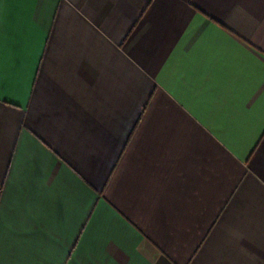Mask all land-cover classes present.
<instances>
[{"label": "crops", "instance_id": "1", "mask_svg": "<svg viewBox=\"0 0 264 264\" xmlns=\"http://www.w3.org/2000/svg\"><path fill=\"white\" fill-rule=\"evenodd\" d=\"M0 264H264V0H0Z\"/></svg>", "mask_w": 264, "mask_h": 264}]
</instances>
